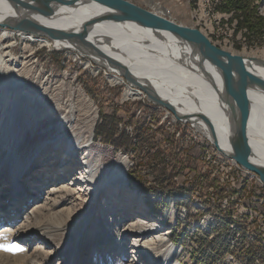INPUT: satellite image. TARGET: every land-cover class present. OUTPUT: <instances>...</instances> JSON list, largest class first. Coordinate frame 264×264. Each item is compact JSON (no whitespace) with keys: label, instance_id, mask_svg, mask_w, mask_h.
I'll list each match as a JSON object with an SVG mask.
<instances>
[{"label":"rangeland","instance_id":"rangeland-1","mask_svg":"<svg viewBox=\"0 0 264 264\" xmlns=\"http://www.w3.org/2000/svg\"><path fill=\"white\" fill-rule=\"evenodd\" d=\"M131 1L158 13L160 6L165 7L164 11L169 10L175 22L198 28L220 48L247 58L264 59V29L256 37L248 38L236 28L231 13L219 10L223 0H209V14L202 10L206 4L203 0ZM263 2L253 0L250 9L264 18ZM7 49L13 58L11 66L25 67L24 62L29 60L41 76L33 80L31 77L38 75L29 71L19 75L20 82L27 80L29 86H46L41 84L46 78L60 82L68 91L74 89L84 94L86 102L81 108L90 119L82 124L81 132L85 138L91 135L90 148L107 161L121 155L127 160L126 185L121 187L124 191L120 187L115 194L117 189L109 190L115 195L109 206H122L127 213L123 217H113L110 212L105 216L96 213L103 197L109 194L104 190L95 199L94 215L89 222L85 216L90 207L86 204L84 208L83 199L74 201L73 196L59 207H49L45 204L47 189L60 175L51 178L49 170L43 178L38 174L41 168L37 167L34 172L25 174L23 170L12 178L5 166L0 174V245L4 246L0 248V264H136L140 259L146 264L144 260L149 261L148 257L154 255L157 263L170 264L165 260V244L174 245L175 255L171 259L179 264H264V233L256 226L242 224L249 220L264 225V217L254 213L264 212V184L256 173L240 165V176L245 180L238 179L239 164L219 151L195 124V129L189 128L187 132L183 121L149 102L142 90L144 94L140 96L126 95V89L134 87L123 77V83L111 82L109 75L114 73L92 64L81 54L23 41L18 35ZM6 79L12 80L10 76ZM3 102L0 98V109L4 108L7 114L0 116L2 124L5 126L4 120L11 110L19 112L21 123L0 136V163L15 141L26 143L18 146L30 149L35 142L27 143L28 132L39 129L37 122L44 121L34 104L31 109L40 114L35 117L25 109L28 103L23 100L19 99L11 108ZM139 128L143 129L141 137L137 134ZM109 129L115 132L116 141L128 137L127 152L100 137ZM23 134L26 136L22 138ZM175 134H180L178 142ZM36 174L32 184L30 180ZM226 175L228 179H224ZM243 189L251 200L244 197V191H237ZM222 194L226 199H221ZM28 196L31 198L25 201ZM239 206H246V211L237 210ZM137 216L161 224L164 233V244L149 251V256L143 253V260L135 252L130 253L128 243L124 244L128 248L121 252L114 241V228ZM106 225L110 228L104 229ZM13 246L22 250H14Z\"/></svg>","mask_w":264,"mask_h":264},{"label":"bare ground","instance_id":"bare-ground-1","mask_svg":"<svg viewBox=\"0 0 264 264\" xmlns=\"http://www.w3.org/2000/svg\"><path fill=\"white\" fill-rule=\"evenodd\" d=\"M18 1L37 6L38 0ZM14 4L15 2L0 0V41H3L0 42V98L10 108L19 99L27 102L25 109L30 113L32 111L35 117L37 110L33 111L30 107L34 104L39 108L40 114L42 113L44 121L37 122L39 129L28 132L27 143L31 140L32 143L35 142L30 149L19 147L25 146L26 143L18 144L16 141L15 146L8 149L4 162L0 163V174L6 166L11 177L23 170L25 174L34 172L37 167L41 168L38 174H42L43 178L49 175V170L51 178L55 174V177L60 175L53 179L56 183L49 186L51 187L49 190L47 189L45 204L53 208L65 204L73 196L74 201L83 199L84 208L86 204L90 207L85 216L88 222L94 215L95 199L99 198L103 190L109 194L103 197V203L98 206L99 210L96 213L100 212L105 216L110 212L113 217H123L127 213V209L122 206L115 209L109 206L111 199H115L114 194L126 185L127 160L121 155L116 159L113 158L112 161H107L105 156L90 148L91 135L85 138L81 132L82 124L90 119L87 111L81 108V104L86 102L82 92H74V89L68 91L60 82H51L46 78L41 81V84L46 86L37 84L29 86L27 80L19 81V75H26L25 73L29 71L38 75V77L32 76L33 80L41 76L39 77V73L33 70L29 60L24 62L25 67L11 66L13 58L9 56L7 46L15 35L20 36L23 41L37 42L40 46H51L59 50L69 49L81 54L92 64L114 73L109 75L111 82L114 83L122 82L125 78L107 57L119 61L126 65L141 83L148 84L162 99L170 102L180 115L197 116L193 124L213 142L208 125L198 117L200 114L205 115L213 125L214 140L218 142L221 150L216 148L226 156L233 154L230 133L233 123L232 116L228 113L236 111L234 103L230 98L224 100L220 69L204 59L194 44L170 31L151 30L133 21H117L109 18L110 14L115 12L94 0L53 1L50 3L49 12L25 8L23 11L25 20L43 29H54L65 33L63 36L49 38L39 30L25 31L11 28L13 19L10 17L15 13ZM262 10L264 12V2ZM70 33H79V35L71 38L74 36ZM79 42H90L92 46L87 43L82 45ZM245 66L251 73L264 80V59L256 60L248 57ZM9 76L12 79L10 82L6 79ZM125 92L128 96L144 94L138 87L127 88ZM246 94L249 100L246 132L252 148L251 159L264 167V88L255 83H248ZM3 109H0V116L2 114L7 116ZM13 112L11 110L8 118L4 120L5 126L0 121V136L12 131L13 125L17 126L21 123L19 112L15 111L14 114ZM10 118L11 120L15 118L12 120L15 121L14 124L10 122ZM24 136L26 135L23 134L21 137ZM103 151L101 150V153ZM75 165L79 166L73 171ZM38 174L32 175L33 178L30 180L32 184ZM112 188L117 189L114 190V194L110 192ZM30 198L28 196L25 201ZM134 218L114 228L115 231L112 227L114 241L121 252L128 248L124 246L128 243L130 253L135 252L141 258L144 256L143 253L149 256V251L153 252L158 244H164L163 229L161 224L147 221L144 217ZM108 220L111 221V218ZM106 226L104 229L110 228ZM165 246L167 247L165 260H169L170 264H179L171 259L175 255L174 245L165 244ZM148 260H144V263L155 264L158 261L155 255L148 257ZM140 262L141 259L138 263H134H143Z\"/></svg>","mask_w":264,"mask_h":264},{"label":"water","instance_id":"water-1","mask_svg":"<svg viewBox=\"0 0 264 264\" xmlns=\"http://www.w3.org/2000/svg\"><path fill=\"white\" fill-rule=\"evenodd\" d=\"M15 2L14 9L15 13L11 15L13 29H20L25 31L39 30L42 31L49 38H55L57 35H64L65 33L59 30H47L35 26L29 21L25 20V15L23 11L25 8H31L33 10H38L42 12H49L50 3L53 1L60 2L62 0H38L36 5H30L18 0H7ZM73 1V0H72ZM102 6L110 8L115 13L110 14L109 18L117 21H133L139 25L149 28L151 30H165L174 33L175 35L181 37L182 39L190 42L196 46L200 54L207 61L215 64L221 71V76L223 79L224 88V100L230 98L236 111H231L233 127H231V144L233 148V154L227 155L232 158L237 163L242 165L248 170L255 172L264 184V167L256 164L252 161V148L249 144L247 138V121L249 117V100L246 94V87L248 83H255L258 86L264 88V80L257 77L251 73L245 66L246 57L238 54H234L230 51L224 50L214 44L203 32L198 28L183 25L181 23L175 22L170 18L169 11L164 15L157 14L151 9L146 8L132 2L131 0H94ZM165 8V7H164ZM46 9V10H44ZM22 11V12H21ZM71 38H75L79 33H70ZM65 38V37H63ZM85 45L87 42H79ZM92 46L90 42L87 43ZM86 44V45H87ZM108 60L117 67L126 82L134 87H138L145 94L149 102L161 106L183 122H188L193 124L195 115H180L176 111L175 107L168 101L162 99L152 87L148 84L141 83L128 69V67L119 61L107 57ZM223 104V102H222ZM203 120L209 127L211 134L213 136V144L218 148V142L214 140V129L211 121L205 116L200 114L198 116ZM221 150V149H220Z\"/></svg>","mask_w":264,"mask_h":264},{"label":"trees","instance_id":"trees-1","mask_svg":"<svg viewBox=\"0 0 264 264\" xmlns=\"http://www.w3.org/2000/svg\"><path fill=\"white\" fill-rule=\"evenodd\" d=\"M252 1L253 0H223V4L219 9L223 13H231L233 16L231 19H236V28L238 30H243L248 38L256 37L264 29V18L250 9ZM142 132L143 129L139 128L137 132L138 137H141ZM100 137L107 143L116 147L120 145L124 151H128L127 136L123 137L121 141H116L114 138L116 137L115 132L109 129L104 133H100Z\"/></svg>","mask_w":264,"mask_h":264},{"label":"built area","instance_id":"built-area-1","mask_svg":"<svg viewBox=\"0 0 264 264\" xmlns=\"http://www.w3.org/2000/svg\"><path fill=\"white\" fill-rule=\"evenodd\" d=\"M203 2H205L206 4H203L202 10L205 11L207 14H209V11L206 10V8L209 7V6H208V4H209V0H203ZM168 11H169V10H168ZM143 98H145V97H142V99H143ZM165 111H166V114H171V116H174L173 113L170 112L169 110L165 109ZM160 121H164V119H161ZM165 123H166V122H165ZM184 126L187 127V129H186L187 132H188L189 128H190V129H195L194 126H193V124L188 123V122H184ZM200 133H201V132H200ZM179 135H180V134H175V135H174V137H175V142H178V141H179ZM203 135H204V134H203ZM211 143H212V142H211ZM212 144H213V143H212ZM215 147H216V146H215ZM236 172H237V174H238V179H244V180H245V178H241V176H240V164H239V169H236ZM224 179H228V175H226V177H224ZM248 185H250V184H248ZM237 191H244V197H247L248 200H251L250 196H248L247 193H246V189H243V190H237ZM221 199H226V198L224 197L223 194H222V198H221ZM237 210H239V211H246V206H239V207H237ZM254 213H258V214L261 215V217H264V212H257V211H254ZM242 224H246V225H248V226H256V228L260 229V230L262 231V233H264V225H260V224L253 223V222H249V220H248V222H244V223H242Z\"/></svg>","mask_w":264,"mask_h":264},{"label":"flooded vegetation","instance_id":"flooded-vegetation-1","mask_svg":"<svg viewBox=\"0 0 264 264\" xmlns=\"http://www.w3.org/2000/svg\"><path fill=\"white\" fill-rule=\"evenodd\" d=\"M158 5H159V4H158ZM160 9H161V11H160L161 13H162V12H165L164 10H166V9H164V7H161V6H160ZM157 11H158V10H157Z\"/></svg>","mask_w":264,"mask_h":264},{"label":"snow or ice","instance_id":"snow-or-ice-1","mask_svg":"<svg viewBox=\"0 0 264 264\" xmlns=\"http://www.w3.org/2000/svg\"><path fill=\"white\" fill-rule=\"evenodd\" d=\"M4 246L3 245H0V248H3ZM13 249L14 250H22V249H15V246H13ZM7 250V249H6Z\"/></svg>","mask_w":264,"mask_h":264},{"label":"crops","instance_id":"crops-1","mask_svg":"<svg viewBox=\"0 0 264 264\" xmlns=\"http://www.w3.org/2000/svg\"><path fill=\"white\" fill-rule=\"evenodd\" d=\"M154 1V0H153ZM158 4H159V2H157ZM144 6H145V4H144ZM146 7V6H145Z\"/></svg>","mask_w":264,"mask_h":264}]
</instances>
